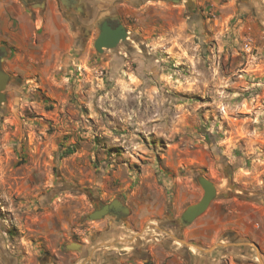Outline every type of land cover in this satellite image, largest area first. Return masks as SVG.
Instances as JSON below:
<instances>
[{
  "label": "rangeland",
  "instance_id": "obj_1",
  "mask_svg": "<svg viewBox=\"0 0 264 264\" xmlns=\"http://www.w3.org/2000/svg\"><path fill=\"white\" fill-rule=\"evenodd\" d=\"M100 6L62 40L12 46L3 62L0 263L2 252L16 264L64 255L115 199L138 229L166 226L200 200L202 176L227 194L194 221L216 229L207 264H264V0ZM106 18L129 35L98 54Z\"/></svg>",
  "mask_w": 264,
  "mask_h": 264
},
{
  "label": "crops",
  "instance_id": "obj_2",
  "mask_svg": "<svg viewBox=\"0 0 264 264\" xmlns=\"http://www.w3.org/2000/svg\"><path fill=\"white\" fill-rule=\"evenodd\" d=\"M75 1L76 8L70 10L68 0H0V49L7 52L4 61L12 46L31 53V49L40 47V39L62 40L70 34L71 24L78 19L90 21L102 13L100 4L106 2ZM170 222L165 226L155 221L138 229L140 222L130 218L123 227L110 229L91 244L86 239L78 243L79 250L58 254L57 264H126L129 259H134L129 264H207L213 251L205 247L212 240L215 226L201 220L181 229L176 221ZM2 254L4 261L0 264L15 263L7 253Z\"/></svg>",
  "mask_w": 264,
  "mask_h": 264
},
{
  "label": "water",
  "instance_id": "obj_3",
  "mask_svg": "<svg viewBox=\"0 0 264 264\" xmlns=\"http://www.w3.org/2000/svg\"><path fill=\"white\" fill-rule=\"evenodd\" d=\"M249 1V0H243ZM190 2V0L188 1ZM189 7V3L187 4ZM98 35L94 40L93 46L98 54H102L105 49H115L121 42H125L128 38L129 32L117 18H106L101 21L98 26ZM7 57V52L4 49H0V106L5 103V90L9 82L11 81V75L4 70L3 62ZM197 183L202 189V196L200 200L192 205L187 206L181 213L180 217L176 220L178 226L183 229L191 223H193L198 217L205 213L212 201L218 198H225L227 194L218 193L217 188L210 180L205 177L198 176ZM117 200L112 201L104 208L96 213L90 214L89 220L101 219L107 214L108 209L118 210ZM122 214L127 215V207L122 209ZM80 245L78 243H72L66 246L67 251L79 250Z\"/></svg>",
  "mask_w": 264,
  "mask_h": 264
},
{
  "label": "flooded vegetation",
  "instance_id": "obj_4",
  "mask_svg": "<svg viewBox=\"0 0 264 264\" xmlns=\"http://www.w3.org/2000/svg\"><path fill=\"white\" fill-rule=\"evenodd\" d=\"M69 3H70V7L69 9L71 10L74 6L75 7V4H76V1L75 0H68ZM167 1V0H165ZM180 1H185L187 4L189 3L188 1L189 0H180ZM190 9V7H188ZM83 17V16H82ZM81 17V18H82ZM101 21L98 23L97 25V29H98V26L100 25ZM117 200L120 204H118V210H115V209H111L109 208L108 209V212L107 214H105L102 218H101V223L102 225L100 226L99 229L95 230L91 236L89 237V242L90 244L92 242H94V239H97V238H100L102 237L104 234L108 233V231L114 227H123L125 223L129 222L130 220V217H131V213H130V209L121 201V200H118V199H115ZM114 201V200H112ZM112 201H110L109 203H111ZM109 203H104V204H99V205H96L92 212H90V214H93V213H96L100 210H102L104 208V206L108 205ZM127 207L128 209V214L127 215H123L122 214V209ZM87 215V218L89 219V215ZM167 223L170 224L171 222L167 220ZM72 243H77L75 241H72L70 243H66L64 244L62 247H61V250H63L64 254H67L69 251L66 250V246H68L69 244H72ZM43 251L40 250V252ZM38 257V256H37ZM134 261V259H129L127 260L126 264H129L130 262ZM36 263L37 264H57L58 263V254H56L55 252L53 254H42V256H40V258H36Z\"/></svg>",
  "mask_w": 264,
  "mask_h": 264
},
{
  "label": "trees",
  "instance_id": "obj_5",
  "mask_svg": "<svg viewBox=\"0 0 264 264\" xmlns=\"http://www.w3.org/2000/svg\"><path fill=\"white\" fill-rule=\"evenodd\" d=\"M189 7L190 9L194 8V0H190Z\"/></svg>",
  "mask_w": 264,
  "mask_h": 264
},
{
  "label": "bare ground",
  "instance_id": "obj_6",
  "mask_svg": "<svg viewBox=\"0 0 264 264\" xmlns=\"http://www.w3.org/2000/svg\"><path fill=\"white\" fill-rule=\"evenodd\" d=\"M216 187V186H215Z\"/></svg>",
  "mask_w": 264,
  "mask_h": 264
}]
</instances>
